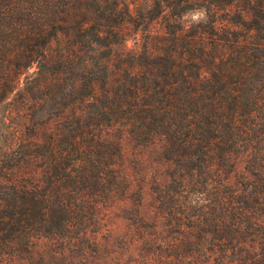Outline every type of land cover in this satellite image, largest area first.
I'll use <instances>...</instances> for the list:
<instances>
[{"label":"trees","instance_id":"1","mask_svg":"<svg viewBox=\"0 0 264 264\" xmlns=\"http://www.w3.org/2000/svg\"><path fill=\"white\" fill-rule=\"evenodd\" d=\"M115 131L174 170L153 193L179 264H264V0H0V264L126 197Z\"/></svg>","mask_w":264,"mask_h":264},{"label":"rangeland","instance_id":"2","mask_svg":"<svg viewBox=\"0 0 264 264\" xmlns=\"http://www.w3.org/2000/svg\"><path fill=\"white\" fill-rule=\"evenodd\" d=\"M200 14V15H198ZM202 18L200 10L186 12L182 22L188 23ZM128 45L132 44L128 40ZM119 137L121 167L126 171L130 188L126 197L118 196L97 208V223L88 228L85 235H79L74 245L58 250L50 241L36 243L30 261L26 264H179V234L177 227H164L168 220L156 207L153 193L157 183L167 182L174 170L160 155L159 144L136 145L123 132L113 133ZM232 171L227 176L231 184L244 174L245 156L232 158ZM143 219V228L137 227ZM157 224L154 228L153 224ZM91 230V231H89ZM89 231V232H88ZM155 237H177V247L162 251L153 249ZM264 253V242L260 246ZM54 250V251H52ZM150 252L149 258L140 255ZM147 261V262H146Z\"/></svg>","mask_w":264,"mask_h":264},{"label":"clouds","instance_id":"3","mask_svg":"<svg viewBox=\"0 0 264 264\" xmlns=\"http://www.w3.org/2000/svg\"><path fill=\"white\" fill-rule=\"evenodd\" d=\"M198 15H200V14H198Z\"/></svg>","mask_w":264,"mask_h":264}]
</instances>
